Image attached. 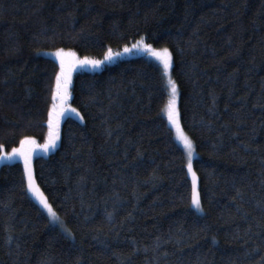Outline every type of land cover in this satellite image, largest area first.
<instances>
[{
	"label": "trees",
	"instance_id": "1",
	"mask_svg": "<svg viewBox=\"0 0 264 264\" xmlns=\"http://www.w3.org/2000/svg\"><path fill=\"white\" fill-rule=\"evenodd\" d=\"M141 38L172 54L203 212L162 68L125 58L75 74L83 120L34 159L72 237L32 199L22 162L0 167V264H264V0H0L3 151L47 139L59 65L45 51L103 59Z\"/></svg>",
	"mask_w": 264,
	"mask_h": 264
},
{
	"label": "snow or ice",
	"instance_id": "2",
	"mask_svg": "<svg viewBox=\"0 0 264 264\" xmlns=\"http://www.w3.org/2000/svg\"><path fill=\"white\" fill-rule=\"evenodd\" d=\"M133 49H142L143 51L148 52L159 60L164 67L165 73L171 66V55L167 48L162 49L161 51H156L152 48L150 44H145L143 38L132 46ZM124 53L132 51V49L125 47ZM121 53H114L111 49L104 54L103 60H92L84 58L79 60L76 58L74 52H64L63 49H58L55 52V57L59 60L60 71L56 74L55 77V91L52 93V106L51 110L48 112V140L42 146L45 150L50 147H55L56 141L59 139L58 131L54 130V125H58L59 118L64 116L67 112L75 113V109L65 108L64 104L69 99L68 88L71 83V73L77 66L91 65L93 67H99L104 64L106 61H112L116 56H119ZM171 97L167 104V116L168 121L175 127L177 132V138L183 143L184 148L187 152V170L191 174L192 183H191V196H190V206H194L198 211H203L202 202L200 197V192L197 189V175L193 171V151L194 146L193 142L181 131L178 112L176 108L177 104V86L174 81L169 80ZM59 102V105L58 103ZM25 145L35 146V141L31 138L25 137L20 140L19 148H12L11 152L3 151L4 145L0 144V160H11L14 158H21L24 161V177L26 178V188L27 191L32 193L33 197L39 202L42 209L46 211L49 221L58 226L62 233L67 234L68 237H72V232L65 226L64 221L60 218L58 213L53 209L52 205L48 202L45 196L39 192L33 176V170L31 167V155L33 148H28L26 150ZM139 155V154H138ZM84 179L83 177L81 178ZM241 193L239 189L236 191V197H240ZM234 197V199L236 198ZM264 210V209H262ZM109 216L112 214L109 213ZM130 215V214H129ZM159 237H157V241ZM215 242V238H213ZM159 247V244H157ZM105 250H111L110 245L104 244ZM137 249L133 246V252L135 253ZM115 255V253H113ZM166 255V254H165ZM77 264L79 262L77 261Z\"/></svg>",
	"mask_w": 264,
	"mask_h": 264
},
{
	"label": "rangeland",
	"instance_id": "3",
	"mask_svg": "<svg viewBox=\"0 0 264 264\" xmlns=\"http://www.w3.org/2000/svg\"><path fill=\"white\" fill-rule=\"evenodd\" d=\"M142 39V38H141ZM140 39V40H141ZM139 40V41H140ZM143 41L145 44H148L146 39L143 38ZM136 44V43H135ZM134 45V44H133ZM132 45V46H133ZM132 46H129L127 48H130L132 49V51L130 52H127V53H124V51H120V52H114V53H121L119 56H116L112 61H106L104 64L100 65L99 67H93L91 65H84V66H77L71 73V83L69 85V88H68V92H69V99L67 100V102L64 104V107L65 108H70V109H75L72 104H71V100H72V90H71V86H72V83H73V78L75 76V74L79 71H89V72H97V71H101L102 69H104L107 65H111V64H114L122 59H125V58H131V57H137V56H145L153 61H155L161 68H162V71L164 73V76H165V83H166V88H167V91H168V101L171 97V92H170V85H169V80H172L174 81L173 79V76H172V68H173V58H172V54L171 52L169 51L170 55H171V66L170 68L168 69L167 73H165V70H164V67H163V64L157 60L154 56H152L151 54H149L148 52L146 51H143L142 49H133ZM154 50L156 51H161L163 48L161 49H156L154 47H152ZM58 50V49H57ZM57 50H49V51H45L44 54L47 56V57H50L52 59H54L55 61L58 62V65H59V60L55 57V52ZM64 50V49H63ZM64 52H74L75 55H76V58L79 59V60H83L84 57H81L79 56L75 51L73 50H64ZM88 59H92V58H88ZM104 59V58H103ZM103 59H92V60H103ZM59 71H60V65H59ZM175 82V81H174ZM176 84V83H175ZM177 86V85H176ZM55 91V90H54ZM177 104H176V108H177V112H178V119H179V124H180V129L181 131L192 141V139L185 133V131L183 130L182 128V125H181V120H180V112H179V99H180V94H179V89L177 87ZM58 105H59V102H57ZM167 108V106H166ZM165 115L168 119V116H167V110L165 109ZM68 117H73L77 120H80L82 121L83 120V117L82 115L75 109V113L73 112H67L64 116L60 117L59 118V123L58 125H54V130L55 131H58L59 133V139L56 141V145L55 147H50L48 148L47 150H45L42 146L47 142L48 140V135H47V139L44 143H40L38 142L36 139L34 138H31L32 140L35 141V146L33 145H25V148L26 150L28 148H33V151H32V155H31V167H32V170H33V176H34V180H35V184L37 186V188L39 189V192L42 193L45 198L48 200L47 196L43 193V191L40 189L39 185L37 184V181H36V178H35V175H34V159L38 156H44V157H47L49 155H51L52 153H54L58 147L60 146V143H61V137H62V126H63V123L64 121L68 118ZM169 122V121H168ZM169 125L170 127L173 129L174 131V134H175V137H176V140L177 142L180 144V146L184 149L185 151V154H186V159H187V152L184 148V145L183 143L177 138V132H176V129L175 127L169 122ZM48 133H49V127H48ZM193 142V141H192ZM193 146H194V151H193V171L195 172L194 170V161L197 157V150H196V147H195V144L193 142ZM20 147V146H19ZM18 147V148H19ZM11 152V151H10ZM22 162L24 164V161L23 159L17 157V158H14V159H11V160H0V167L3 165V164H6V163H14V162ZM196 173V172H195ZM197 175V174H196ZM189 176H190V179H191V182H192V178H191V174L189 173ZM197 189L199 191V179H198V176H197ZM200 192V191H199ZM30 196L32 197V199L41 207V205L39 204V202L33 197L32 193H30ZM49 202V200H48ZM50 203V202H49ZM42 208V207H41ZM193 208L198 212V213H202L201 211H198L194 206ZM54 209V208H53ZM43 210V209H42ZM55 210V209H54ZM45 213L46 211L43 210ZM58 213V212H57ZM47 214V213H46ZM59 215V214H58ZM60 216V215H59ZM60 218L62 219V217L60 216ZM63 220V219H62Z\"/></svg>",
	"mask_w": 264,
	"mask_h": 264
}]
</instances>
